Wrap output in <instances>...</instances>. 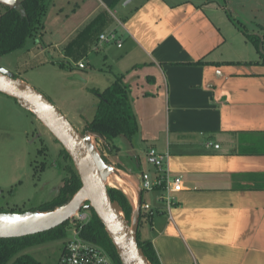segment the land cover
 <instances>
[{"label":"crops","instance_id":"obj_1","mask_svg":"<svg viewBox=\"0 0 264 264\" xmlns=\"http://www.w3.org/2000/svg\"><path fill=\"white\" fill-rule=\"evenodd\" d=\"M240 1L128 0L121 24L111 21L102 32L120 33L122 46L110 45L124 50L119 63L109 69L114 56L106 51L92 57L103 77L89 74L96 83L91 89L103 90L121 76L139 120L136 135L113 141V164L129 177L126 183L139 192L141 174H156L151 148L169 152L171 172L183 178L171 219L157 200L161 191L143 194L156 210L146 213L139 235L152 242L160 264H264V0ZM113 2L81 0L82 20L58 40L50 37L42 53L68 56L70 38L102 8L120 4L110 8ZM238 4L242 12L233 9ZM251 35L262 39L263 55ZM95 44L88 56L109 46ZM78 48L73 42L67 49Z\"/></svg>","mask_w":264,"mask_h":264},{"label":"rangeland","instance_id":"obj_2","mask_svg":"<svg viewBox=\"0 0 264 264\" xmlns=\"http://www.w3.org/2000/svg\"><path fill=\"white\" fill-rule=\"evenodd\" d=\"M249 1L252 5L255 3L259 5L261 0H241L239 3L244 5ZM47 2L48 8L43 16L40 31L28 38L24 48L0 56V66L34 86L61 110L78 131L83 132L86 126L84 124L92 120L98 103L97 95L91 90L96 83L88 76L91 73L102 76L103 71L96 70L98 63L94 62L92 57L100 58L106 51L114 56L107 62V66L109 69H115L124 50L116 46L110 47L114 43L106 42L108 48L102 47L91 56L87 54L88 58L82 60L83 69H78V66L73 68L78 59L72 56L61 57L54 50L42 53L41 49L50 41V37L58 40L72 30L85 14L80 8L81 0L80 5L78 0ZM119 3L112 9L117 18H121V9L128 0H121ZM233 9L242 12L243 6L238 4L233 6ZM4 11L5 6L0 3V12ZM47 30H55L52 31L54 35L50 36ZM98 41L99 37L93 44ZM95 49L96 47L92 51ZM80 55L74 56L77 58ZM52 59L64 65L70 74L61 72L56 63L46 62ZM106 73L107 76L110 75V72ZM93 140L101 155L117 169L113 162L117 161L114 155H117L118 149L114 148L109 152L95 137ZM114 140L120 143L121 137ZM63 148L48 128L32 113L22 108L12 96L0 92V211L35 210L52 200L58 194L63 178L73 170ZM124 153L120 154L122 161L126 159ZM132 155L135 157L133 152ZM133 164L135 162L132 159ZM118 174L124 179H129L127 175L122 176L120 171ZM122 191L135 203L133 201L135 196L132 197L130 190ZM68 231L70 236L73 230ZM67 237L29 247L25 252L34 256L41 264H57Z\"/></svg>","mask_w":264,"mask_h":264},{"label":"trees","instance_id":"obj_3","mask_svg":"<svg viewBox=\"0 0 264 264\" xmlns=\"http://www.w3.org/2000/svg\"><path fill=\"white\" fill-rule=\"evenodd\" d=\"M48 0H22L19 7L5 6V11L0 12V56L24 48L28 38L36 35L42 27V19L48 8ZM121 0H114L110 8ZM115 19L109 13V9L102 8L99 13L91 18L82 29H80L68 44L64 47L68 56L80 60L88 54L90 45L98 39L100 34L106 30ZM77 37V38H76ZM249 38L254 42L257 50L263 55L262 39L260 37ZM77 42L79 48L74 52L67 49ZM75 44V43H74ZM81 54V55H80ZM74 55H80L76 58ZM264 63V59L262 61ZM18 77V76H16ZM98 97L95 113L91 121L86 123L83 130L94 134L97 141L103 147L112 152L116 146L111 142L118 136L132 138L139 132V120L132 105L129 87L123 82L121 76H117L105 89H91ZM66 157L71 161L73 170L63 178V184L58 194L50 201L45 202L35 211H51L69 202L81 187V179L78 171L67 151ZM104 160L109 161L102 155ZM112 200H117L122 208L123 214L131 221L134 206L129 197L120 189L108 186ZM141 200L144 190L140 189ZM87 204V203H85ZM81 209H84L82 207ZM86 209V208H85ZM5 212V211H0ZM23 212V211H13ZM89 220L77 225L80 236L103 248L114 264H121L115 247L113 246L105 228L93 209H89ZM146 216V211L141 208L139 226ZM73 228L70 220L64 224L42 233L17 238H0V264H41L31 254L25 252L29 247L62 239L68 236V230ZM139 246L143 249L148 260L152 264H160L157 253L150 240L142 239L138 230Z\"/></svg>","mask_w":264,"mask_h":264},{"label":"water","instance_id":"obj_4","mask_svg":"<svg viewBox=\"0 0 264 264\" xmlns=\"http://www.w3.org/2000/svg\"><path fill=\"white\" fill-rule=\"evenodd\" d=\"M0 3L17 8L21 1L0 0ZM0 92L15 98L22 108L48 128L69 154L81 179V187L72 199L51 211L0 212V238L24 237L52 230L84 207L96 213L121 264H152L138 241L141 192H138L132 219L128 221L120 203L112 200L108 190V178L119 175V171L104 160L94 143V134L78 131L45 95L1 66Z\"/></svg>","mask_w":264,"mask_h":264},{"label":"built area","instance_id":"obj_5","mask_svg":"<svg viewBox=\"0 0 264 264\" xmlns=\"http://www.w3.org/2000/svg\"><path fill=\"white\" fill-rule=\"evenodd\" d=\"M109 11L117 23L121 24L120 20L115 16V13L112 10ZM99 39L101 41L114 42L118 47H121L123 43V39L116 28L108 33H101ZM78 66L84 68L82 62ZM206 146L219 148V145L214 144L212 141H207ZM148 155L153 160L156 174L152 175L149 172H143L141 174L140 188L145 192L154 193L161 191L157 196V200L161 202L162 209L165 210L171 219V209L175 205L173 193L182 190L183 178L181 175H175L171 172L168 162L170 157L169 152L162 153L151 148L148 150ZM110 178H108V186H110ZM136 202H132L133 206H135ZM141 208L146 211L148 217H152L156 210L149 202H143ZM88 210L85 208L80 209L70 219L73 224V233L66 238L57 264H114L103 248L80 236V230L77 228V225L86 223L89 220Z\"/></svg>","mask_w":264,"mask_h":264},{"label":"bare ground","instance_id":"obj_6","mask_svg":"<svg viewBox=\"0 0 264 264\" xmlns=\"http://www.w3.org/2000/svg\"><path fill=\"white\" fill-rule=\"evenodd\" d=\"M111 177H113V178H110V183H109L110 186L115 187V188H120L124 191L130 190L131 193L135 196V201H137L138 191L135 187H132V189H131V187L128 185V183H126V180L124 178H122L120 175H113Z\"/></svg>","mask_w":264,"mask_h":264}]
</instances>
